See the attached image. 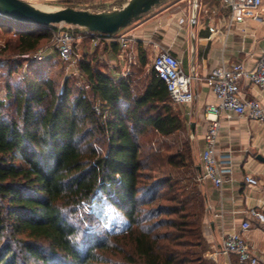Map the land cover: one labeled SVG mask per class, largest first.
Segmentation results:
<instances>
[{
    "label": "trees",
    "instance_id": "trees-1",
    "mask_svg": "<svg viewBox=\"0 0 264 264\" xmlns=\"http://www.w3.org/2000/svg\"><path fill=\"white\" fill-rule=\"evenodd\" d=\"M56 29L0 15V30L17 36L0 46V69L11 78L19 67L12 55L37 53ZM97 35L103 46L79 64L87 88L48 77L50 54L0 98V264H216L205 257L207 200L197 169L191 186L153 176L162 160L192 162V141L191 150L163 159L143 153L148 130L169 138L185 120L153 68L142 83L101 68L102 55L120 60L121 48L118 34ZM136 59L140 70L147 66L145 52ZM104 204L128 222L123 230L106 227Z\"/></svg>",
    "mask_w": 264,
    "mask_h": 264
},
{
    "label": "crops",
    "instance_id": "crops-1",
    "mask_svg": "<svg viewBox=\"0 0 264 264\" xmlns=\"http://www.w3.org/2000/svg\"><path fill=\"white\" fill-rule=\"evenodd\" d=\"M25 1L38 7L70 2L81 10L105 12L116 10L129 0ZM229 15L223 0H165L125 30L133 40L136 56L143 51L148 61H153L160 51H169L182 62L187 73L197 77L193 83L194 102L176 107L189 128L199 174L206 144V110L209 105L218 104L206 84L207 75L223 64L242 63L251 70L264 54V23L249 20L228 32ZM104 58L109 71L117 76L126 75L128 66L124 67V60H118L110 50ZM239 91L244 98L258 99L264 106V88L242 81ZM217 146L220 153L232 155V173L225 176L221 189L210 181L199 185L207 200L205 257L220 247L225 232L240 231L242 224L249 221L251 229L244 233V238L264 264V224L250 213L253 209L264 213V122L248 116H223ZM249 175L259 181L257 185L246 183ZM230 262L237 264V257L233 256ZM216 264H229V259L220 257Z\"/></svg>",
    "mask_w": 264,
    "mask_h": 264
},
{
    "label": "built area",
    "instance_id": "built-area-1",
    "mask_svg": "<svg viewBox=\"0 0 264 264\" xmlns=\"http://www.w3.org/2000/svg\"><path fill=\"white\" fill-rule=\"evenodd\" d=\"M224 6L229 9L227 31L230 32L235 25L244 24L249 20L264 23V0H223ZM198 7V4H195ZM53 33L52 41L60 58L69 65L77 61L79 55L76 46L80 42L75 33L68 25H57ZM120 44V58L130 63H137L136 53L133 50V40L127 34L118 35ZM94 47L104 43L103 38L94 33L92 36ZM38 60L44 58L41 51L36 55ZM152 68L156 76L166 85L175 106L191 104L195 100L193 83L197 79L195 75L187 73L182 62L169 51H160L152 62ZM242 81H248L255 86L264 88V54L256 66L249 70L242 63L231 66L221 65L212 69L206 78V84L215 94L218 104L209 105L206 110L205 127V149L201 155V173L198 176L200 183L210 181L217 189H221L225 176L232 173V155L220 153L217 142L223 116L227 118L236 116H248L253 120L264 122V106L258 99L244 98L239 85ZM246 183L257 185L258 180L249 175L245 178ZM264 224V213L255 209L250 211ZM251 229V223L245 221L240 231H227L223 234L222 243L219 248L208 254V258L218 263L220 257L229 259L236 256L239 264H262L260 258L255 254L244 238V233Z\"/></svg>",
    "mask_w": 264,
    "mask_h": 264
},
{
    "label": "rangeland",
    "instance_id": "rangeland-1",
    "mask_svg": "<svg viewBox=\"0 0 264 264\" xmlns=\"http://www.w3.org/2000/svg\"><path fill=\"white\" fill-rule=\"evenodd\" d=\"M42 8L60 9V8H65V6L64 4L56 3L55 6H42ZM127 28L120 30L118 32V35L125 34L127 32L125 31ZM56 30L58 31V29ZM74 30H75L74 31L75 35L78 38H80L79 40L80 42L76 46V52L79 55L77 61H74L72 65L62 63L59 60V58L56 57L55 47L52 39L44 42L42 47L38 50V52L33 55H28V56L12 55L11 58L12 61L10 60V62L13 64L18 63L19 67L17 72L14 73L11 78L8 77L7 68L0 69V98L3 99L5 96L6 84L7 83L17 84L20 81V79L23 77L24 70H26L28 66H31L33 61L38 60L35 57L36 55H39L41 51L46 56L50 54L54 55V60L51 62L50 67H48V71H47L48 77L57 80L61 84L67 77H71L73 78V80L75 81L78 87L87 88L86 83L81 77V73L79 71V64L86 58L85 56L86 51L88 50L91 51L94 48V43L92 42V38L84 33L83 29L77 28ZM16 39L17 36L14 33H6L0 30V46H2L3 49L5 48V45L8 41H13ZM100 46H103V44ZM102 56L103 58L99 59L100 62L99 65L101 66V68L104 69V66L107 65V60L104 59V55ZM3 57L7 59L9 55L5 54ZM152 62L153 61L149 60L147 66H145L142 70H140L138 64L130 63L128 60H126L124 62L125 63L124 67L128 66L126 71V76L131 74L132 79L134 81H137L138 83L145 82V78L147 74L152 69ZM141 143L143 146L144 156L151 157L156 154V155H160L162 159L167 158L171 155H176L177 153H184V152L186 153L187 149H190V147H192L191 139L189 137L188 127H186V129L183 132H180L169 138H164L155 131L148 130L141 137ZM194 152L195 151L193 149V154L195 158L193 159L192 162L190 161L187 162L186 166L181 165L180 167H172L166 165L162 160V162L160 163V167L157 168L153 174L154 178L162 179L166 176H171L174 178V180L178 181L179 186L182 185L191 186V184L194 182L195 171H196L195 169L198 163V159L196 158L197 156ZM178 191L180 192V190ZM103 216L107 220L106 227L112 231L123 230L128 224V222L125 221L124 217L121 214L117 213L113 208H111L107 204H104Z\"/></svg>",
    "mask_w": 264,
    "mask_h": 264
},
{
    "label": "water",
    "instance_id": "water-1",
    "mask_svg": "<svg viewBox=\"0 0 264 264\" xmlns=\"http://www.w3.org/2000/svg\"><path fill=\"white\" fill-rule=\"evenodd\" d=\"M165 0H129L113 11L92 12L72 7L48 9L35 6L25 0H0V15L19 23L39 27L68 25L86 29L92 33L114 36ZM201 170V169H200Z\"/></svg>",
    "mask_w": 264,
    "mask_h": 264
}]
</instances>
